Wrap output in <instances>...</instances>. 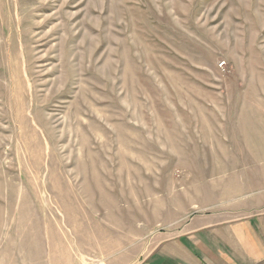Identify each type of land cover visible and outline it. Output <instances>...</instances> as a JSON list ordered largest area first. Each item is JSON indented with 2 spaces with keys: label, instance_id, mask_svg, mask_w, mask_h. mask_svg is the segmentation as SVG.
<instances>
[{
  "label": "rangeland",
  "instance_id": "obj_1",
  "mask_svg": "<svg viewBox=\"0 0 264 264\" xmlns=\"http://www.w3.org/2000/svg\"><path fill=\"white\" fill-rule=\"evenodd\" d=\"M191 220L264 239V0H0V264H186Z\"/></svg>",
  "mask_w": 264,
  "mask_h": 264
},
{
  "label": "crops",
  "instance_id": "obj_2",
  "mask_svg": "<svg viewBox=\"0 0 264 264\" xmlns=\"http://www.w3.org/2000/svg\"><path fill=\"white\" fill-rule=\"evenodd\" d=\"M189 225H191V227L188 229V232L194 233L189 236L191 237L193 248L190 252L187 251L188 257L184 259L186 264L202 263L198 258L200 256L199 253H194L198 251L201 252L200 254L205 264H264V239L261 236H243L240 234H238L240 236H237V234L234 236H225L223 240L220 239L219 242L220 244L224 242L227 248L232 250L226 249L225 251V248L222 246L218 245L216 248L213 242L207 243L193 240L201 238V234H199L201 232L197 230L199 228L194 225L193 220L189 222ZM238 228V226L237 228H233L235 233L241 231L238 230ZM236 243H239V246Z\"/></svg>",
  "mask_w": 264,
  "mask_h": 264
}]
</instances>
